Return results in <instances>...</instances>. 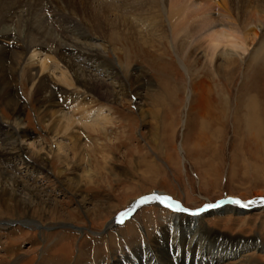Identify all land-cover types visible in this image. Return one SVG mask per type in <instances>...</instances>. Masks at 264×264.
Here are the masks:
<instances>
[{
  "label": "rangeland",
  "instance_id": "1",
  "mask_svg": "<svg viewBox=\"0 0 264 264\" xmlns=\"http://www.w3.org/2000/svg\"><path fill=\"white\" fill-rule=\"evenodd\" d=\"M40 1L44 5L50 4L54 10L58 9L54 4L57 0ZM58 1L67 8L65 0ZM113 1L115 6L119 5L118 0ZM192 1L187 3L192 8L190 10L201 4V0ZM74 2L78 21L81 19L80 22L87 27L92 21L89 12L83 10L82 13L80 0ZM235 2L236 6L238 0ZM250 2L253 5L260 2L264 6V0ZM66 10L72 17L73 12L68 8ZM210 17L216 23L201 27L200 22H195L194 27L199 24L201 28L195 27L198 31L196 29L193 33L191 27L192 32L188 31L183 39L179 36L177 43L170 36L162 37L158 33L148 39L147 45L116 44L115 53H106L105 57L121 66L118 71L126 91L125 97L118 99V103L112 92H108L102 100L87 97L95 102L90 108L92 111L102 108L111 119L102 134L88 132L82 135L81 143L87 145L89 158L82 160L80 148L72 151L68 137L55 138L64 146L70 170L58 177L57 172L64 167L57 158H53L47 167L48 179L35 174L32 181L27 180L31 187H40L43 191L41 201L47 203L48 198L49 206L55 213L34 214L35 220L41 224L36 227L15 223L0 226V264H149L150 261L152 264H165L166 258H177L180 264H190V257L198 258L199 251L204 255H201L204 262L210 258L209 252H214L223 258L215 264H264V206L253 209L238 206L236 212H219L218 208H212L210 212L209 207L196 225L186 218L190 213L184 212H195L206 205L219 207L218 204L224 200L239 201L235 205L264 200V57L261 56L259 61L250 56L235 59L233 66H229V62L220 64L215 60L211 63L208 48L210 37L207 36L214 29L231 28L237 32L238 28L215 13ZM254 17V20L260 19L264 24V16ZM107 19L113 20L114 15H108ZM102 39L100 37L99 43L109 46L108 39ZM260 45L264 47V31L248 42L249 54H253ZM58 73L55 71V75L58 76ZM201 79L210 87L212 101L221 102L226 96L230 98V107L235 106L236 99L241 101L237 108L240 118L247 112L248 96H256L261 104L262 129L256 131L255 123L253 132L244 133L242 118L236 124V120L228 115L221 134L223 139L216 143L218 149H215V144L208 143L198 151L192 150L189 144L198 132V115H193L192 111L194 109L199 113L201 107L197 103L200 93L192 94L190 86ZM78 86L73 81L65 88L71 93L82 94ZM165 87L170 89L172 97L167 98L169 101L164 98V102ZM18 93L26 106L21 116L24 128L32 136L45 140L48 147H53V136L48 134V138L47 133L44 134L46 127L36 120L41 111V92L23 82L18 85ZM130 94L135 97L129 98ZM188 94L190 100L187 104ZM139 107L142 116L137 110ZM173 111L174 114L177 112L171 131L166 124L171 120ZM0 116L4 121L13 119L12 112L2 104L1 98ZM205 124L208 126L204 127L206 133L216 125L211 120ZM251 133L259 134V139L257 136L255 139L258 140L257 144L262 142L261 145L248 141ZM13 166V173L23 175L22 170L15 171V168L22 167L19 162H13ZM55 175L61 181H73L72 186L81 182L77 194L82 198L64 193ZM87 175H90L89 180ZM2 189L0 187V195ZM154 193L165 198L163 202L157 200L162 204L146 203L137 208L127 221L107 231L111 221L123 215L131 202L148 196L155 197L152 196ZM83 199V204L78 202ZM20 200L24 202L23 209L35 206L26 192L20 195ZM163 203L174 205L181 211V233L185 228L195 233L201 228L203 236L198 237L202 240L187 246L191 233L172 239L169 219L173 213ZM17 212L6 213L0 208V220L21 217V213ZM176 228L179 230L180 226ZM236 245L237 251L234 253L232 251ZM187 248L189 255L186 254ZM178 251L181 254H177ZM168 262L166 264H179L176 260Z\"/></svg>",
  "mask_w": 264,
  "mask_h": 264
},
{
  "label": "bare ground",
  "instance_id": "2",
  "mask_svg": "<svg viewBox=\"0 0 264 264\" xmlns=\"http://www.w3.org/2000/svg\"><path fill=\"white\" fill-rule=\"evenodd\" d=\"M65 1L67 8L73 12L72 17L67 14V8L63 7L58 0L54 1L56 8H58L55 10L50 7V4L44 5L40 0H0V98L2 104L13 115L11 121H4L2 116H0V187L4 188L2 189V195H0V208L4 209L6 213H13V211L17 210V213L22 215L21 217L18 216L19 218L13 216L7 220L1 219V227L10 223L36 227L41 224L35 220L34 214L40 215L42 212H48L50 215L54 212V209L49 206L50 200L48 198L47 203L46 201H41L43 191L40 187H33V185L31 187L27 180H31L32 175L35 174H39V178L48 179L47 174L49 171L47 167L53 158H57L64 167L57 172L58 177L63 176L64 171L70 170L67 167L64 146L55 138L68 137L71 140L72 151L76 147L80 148L82 160L89 158L85 147L87 145L81 143L82 135L88 132L93 134L103 132L106 126L110 124L111 119L105 115L102 108L92 111L90 108L94 106L95 102L87 99V97L90 96L96 100H102L108 92H112L114 100L117 102L118 99H123L126 95V91L120 82V72L118 71L121 66L115 63L114 60L105 57L108 52H116L114 47L116 44L125 43L128 46H135V44L139 45L140 43L147 45L148 39L158 33L162 34V37L170 36L173 41H176L179 36L183 39L188 31H190L189 33L192 32L191 27L194 33L196 29L198 31V28L194 29L195 27L200 25L202 27L204 24L212 26V24L216 23V20L214 21L210 17L212 13H215L218 17L229 20L238 29L235 32L231 28L222 30L225 29L222 27V29L210 31V36H207L208 38L210 37V40L207 41L211 63L217 61L220 64L224 62L227 64L229 62L230 65H228L233 66L235 59H245L244 57L250 56L255 61H259L258 59L261 56L264 57V47L262 45L253 54H249V49H247L248 42L258 38L264 31V24L261 23L260 19H253L255 18L254 16H264V6L260 5V2L253 5V1L250 2L251 0H238L236 7L235 0H201L200 5L190 10L192 8L188 7L187 3L192 0H169L168 3L167 0H118L119 5L117 4V6H115L113 0H80L82 13L84 14L83 10L89 12L92 20L91 24L88 23L90 25H88V28V26L86 27L81 23V19V22L78 21L76 9H74V0ZM108 15H114V19L108 20ZM195 22H200V25L197 24L194 27ZM94 35L99 36V38ZM100 37L108 39L109 46L99 43ZM220 47L221 50L219 49ZM231 60L232 62L230 63ZM55 71L59 72L58 76L57 74L55 75ZM73 81L79 84L78 87L82 94L71 93L65 88V85H70ZM23 82L28 83L31 88L41 92L42 97L39 100L41 111L36 120L39 125L46 127L44 134L47 133V135L51 134L53 136V141L55 140L53 147H48L45 140L41 137L32 136L24 128L21 116L26 106L20 100L18 93V85H22ZM197 82V84L190 86L192 87V94L195 95L197 92L201 94H199V101L197 100L199 107H201V110L199 109L200 112L197 113L194 109L192 111L193 115H198V132L193 142L189 144L192 150L198 151V149L208 143L215 144L214 147L216 149V143L223 139L221 134L225 130L224 122L228 119V115H230L231 119L236 120V124L242 118L243 123L241 125H244V133L253 132L252 126H255V123H257V127L255 126L257 128L256 131L262 129V112L259 109L261 104L256 96H251V94L248 96L246 100L247 112H244V116L240 118L237 108L242 103L241 101L236 99L235 106L230 107V98L223 96V100L221 99V102L217 101L218 103H216L215 100L212 101L213 93L211 95L210 87L206 85L207 82L204 79ZM205 85L206 88L204 87ZM198 87L201 88L198 89ZM163 92L165 94L163 95V101L164 98L172 97L170 89L167 90V87L163 89ZM133 96L135 97V95ZM133 96L130 94L129 98ZM187 100L188 104L190 100L189 94ZM164 107L166 109V106ZM137 110L140 111L142 116V109L139 107ZM175 114L173 111L171 120L166 124V127L168 125L171 131L173 130L172 127L174 128L172 121L175 119ZM207 120H211L216 125L214 128L211 125L212 128L206 133L204 132V127ZM206 127L208 126L206 125ZM249 136L250 139L248 141L256 145L258 140L255 139V136L258 138L259 134L251 133ZM261 144L262 142L257 145ZM167 160L171 161L168 157ZM13 162H19V165H22V167L15 168V171L22 170L23 175L18 176L12 172L14 170H11V168H14ZM57 176L55 175V180L64 193L67 192V194L75 198L76 196L82 198L77 194L80 190L81 182H75L76 185L72 186L73 181H61L56 178ZM89 176L87 175V179ZM25 192L35 206H28L29 208L23 209L22 205L24 202L20 200V195ZM152 196L155 197L148 196L131 202L128 210L123 215L111 221L107 231L112 226L114 227L120 223L121 219L130 214L133 208H139L146 203H160L157 201L159 199H156L160 198L158 194L154 193ZM83 201L84 199L78 200L82 204ZM251 205L252 203L234 204V206L227 204L226 206L228 207H226L224 204V207L219 205V207L217 206L213 209L218 208L219 212H236L235 210L238 209V206L244 209ZM163 206H166L173 213L169 219V231L172 230V239L191 233L187 246L202 240V238L198 237L199 235L203 236L200 233L201 228L198 232L196 231L197 234L188 228H185V231L181 233L183 221L181 220V211L178 207L165 203H163ZM209 207L211 206H207V208ZM209 209L212 212L213 209ZM29 211H31V215L27 214ZM202 212L194 216L187 215L186 218L196 225L203 214H205V212ZM179 226L180 229L178 230L176 227L179 228ZM236 247L237 245L232 252L235 253L237 251ZM241 248L239 247V249ZM178 252L177 254H181L180 251ZM186 254L189 255L188 248L186 249ZM209 254L210 258H206L207 260L204 262V258H201L203 253L199 251L198 258L195 256L190 257V264H215V262L223 259L214 252H209ZM218 256L220 258H217ZM187 259H189V256H187ZM169 260H176L179 263L177 258H166L165 264ZM149 264H152V262L150 261Z\"/></svg>",
  "mask_w": 264,
  "mask_h": 264
},
{
  "label": "water",
  "instance_id": "3",
  "mask_svg": "<svg viewBox=\"0 0 264 264\" xmlns=\"http://www.w3.org/2000/svg\"><path fill=\"white\" fill-rule=\"evenodd\" d=\"M264 202V201H263ZM255 202H253V204H254ZM251 205L250 207H249V209H253V208H258V207H262V206H264V203H262V204H254V205ZM218 205H220V206H223V201L220 203V204H218ZM214 207H217V206H211V208H214Z\"/></svg>",
  "mask_w": 264,
  "mask_h": 264
},
{
  "label": "snow or ice",
  "instance_id": "4",
  "mask_svg": "<svg viewBox=\"0 0 264 264\" xmlns=\"http://www.w3.org/2000/svg\"><path fill=\"white\" fill-rule=\"evenodd\" d=\"M156 199H160L161 202H163V199H165V198H156ZM235 203H239V201H235Z\"/></svg>",
  "mask_w": 264,
  "mask_h": 264
}]
</instances>
